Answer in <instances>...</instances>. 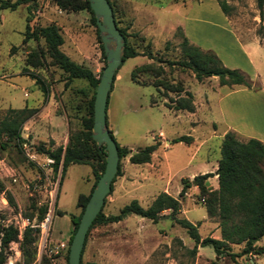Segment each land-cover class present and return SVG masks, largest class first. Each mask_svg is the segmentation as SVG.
Here are the masks:
<instances>
[{"label": "rangeland", "instance_id": "1", "mask_svg": "<svg viewBox=\"0 0 264 264\" xmlns=\"http://www.w3.org/2000/svg\"><path fill=\"white\" fill-rule=\"evenodd\" d=\"M111 1L117 24L125 26L127 42L136 50L149 47L155 57L175 58L179 34L183 32L191 43L215 53L225 66L239 69L253 86L264 83V0L260 6L257 0H225L230 6L227 14L216 0ZM34 2L28 24L55 23L62 36L59 48L98 75L105 58L89 10L61 9L53 0ZM26 13V2L15 8H0V117L7 107L36 108L22 123L25 141L20 148L14 145L0 148V224H26L23 212L34 209L32 203L44 205L42 219L37 221L33 216L29 220L38 227L30 264H38L42 255L52 264H65V250L73 228L71 216L81 210L76 197L80 192L89 193L94 175L87 163L68 164L62 174L60 168L53 172L50 159L37 151L35 145L64 144L68 130L80 127L84 100L93 89L84 78H72L64 84L65 72L51 61L41 37L22 41ZM35 47L44 51L43 63L36 67L28 65V69L45 83V96L33 77L22 69L26 53ZM151 61L161 66L158 75L150 68L135 69L131 78V69ZM156 78L180 83L189 90L194 110L167 107L164 104L167 98L158 92L161 88L157 90L152 84ZM168 94L176 97L174 91ZM224 119L236 124L234 131L240 139L248 135L263 140L262 90L231 89L227 84H219L214 74L198 81L188 68L143 54L125 57L116 68L108 90L106 126L114 140L129 151L152 142L158 144L148 162L132 163L127 158L129 151L119 158L120 174L114 177L112 189L104 196L101 211L115 213L133 197L141 205H147L160 190L177 195L182 178L190 179L217 160L220 138L225 131ZM180 134H189L191 140L171 141ZM23 156L34 164L19 159ZM206 180L208 188L216 182L213 178ZM8 192L15 206L7 202ZM54 206L63 212H54ZM180 210L177 216L193 223L198 221L196 228L200 236L219 234L217 217L207 218L196 186L187 187L180 199ZM168 212L169 209H162L155 221L128 212L121 218L123 223H94L87 232L82 259L99 264H206L211 259L221 264H264L263 254H236L242 242L230 244L233 256L228 253L219 256L210 244H198L191 257L186 248L192 246V238ZM20 237L17 235L9 241L7 255L15 256ZM253 242L263 244L264 234Z\"/></svg>", "mask_w": 264, "mask_h": 264}, {"label": "trees", "instance_id": "2", "mask_svg": "<svg viewBox=\"0 0 264 264\" xmlns=\"http://www.w3.org/2000/svg\"><path fill=\"white\" fill-rule=\"evenodd\" d=\"M223 13L227 14L230 8L225 0H216ZM26 2L25 24L23 29L22 41L28 38L41 37L44 43L45 52L49 55L51 61L56 64L63 72H65L64 84L72 78H84L89 85L92 86V93L84 100V114H81V125L75 130H68L66 142L64 144H56L54 146H45L43 143L35 145L37 151L44 152L50 158L49 166L53 172L60 168L62 174L66 166L71 163H87L90 165L94 175L93 184L103 169L105 149L103 144L97 145L90 135L92 122V99L94 88L98 75H96L89 67L71 59L64 53L59 45L62 42V36L55 23L49 22L45 24L29 25L31 7L35 5L34 0H0V8L8 7L15 8L19 3ZM53 3L61 9H79L85 7L91 13V20L97 29L94 15L88 0H53ZM111 6L114 22L123 36V48L121 61L128 56L143 54L146 57L157 59L158 61L165 60L168 64H176L181 68H188L195 79L198 81L205 76L216 75L219 84H243L249 88H258L253 86L249 79L235 67L225 66L218 56L208 49H202L198 45L191 43L183 32H180L178 41L179 51L175 58L162 59L159 56L155 57L149 47L142 50H136L127 42V32L125 26L117 24L115 9L111 0H108ZM260 6L261 0H257ZM99 45L101 54L104 56L102 44L99 35ZM165 41L164 47H167ZM149 41L146 45L149 46ZM44 51L40 47L30 49L25 56V65L22 69L33 77L35 83L43 92L47 94V87L43 80L34 72L28 69V65L36 67L43 63ZM151 69L156 76L161 72V66L146 62L135 66L130 71L131 78L135 69ZM115 74V72H114ZM114 74L112 80L114 78ZM133 79V78H132ZM158 90L159 95L167 98L164 104L173 109H184L187 111L194 110L192 93L184 89L180 83L171 81H163L161 78H156L153 83ZM176 92V97H171L168 92ZM182 91V94L179 93ZM151 102H154L152 100ZM172 102V104H170ZM35 107L22 105L20 107H7L5 112L0 117V148L4 149L10 145L16 146L18 149L21 143L25 141L21 134V126L26 118L34 111ZM113 136V135H112ZM189 142L191 136L189 134H180L171 139V141ZM50 143H53L50 140ZM118 162L115 173L111 179L109 191L112 189V181L114 177L120 174L119 158L128 153L125 146L119 145L116 141ZM158 142L143 145L141 148L129 151L127 158L134 163L150 160L151 151L156 147ZM26 162L33 165L34 162L30 158L22 157ZM217 177L216 188H208L204 182L206 177L211 172H202L192 175L190 179L182 178L181 187L177 195L160 190L158 191L147 205H141L136 198H130L122 204L115 213L105 214L101 211V207L91 220L86 231L85 238L89 228L94 223H105L121 219L126 213L133 212L138 215L155 221L160 211L164 208L169 209V217L184 228L186 234L193 240L191 247L186 248L187 253L192 257L196 251V246L210 244L217 255L228 253L234 255L230 251L231 243H240L242 246L236 254L252 253L263 254L264 243L255 244L252 239H259L264 234V143L253 136H247L240 139L237 133L232 129H227L223 132L219 142V156L215 168ZM195 184L198 194L203 198V205L208 216H216L219 228V237L201 236L197 232L198 221L193 223L184 216H177L180 210V198L185 194L187 187ZM93 186V185H92ZM92 188V187H91ZM91 190V189H90ZM90 192V191H89ZM88 194L82 192L77 194L76 204L81 206L80 212L76 216H71L73 228L68 237L70 241L71 235L76 227L83 205L88 197ZM5 198L11 206H15V202L11 193H6ZM55 205V204H54ZM31 211H24V216L30 220L33 216L37 221L41 220L46 208L44 205H35L32 203ZM54 212L60 214L63 211L54 206ZM37 226L30 223L26 224L21 231L19 239V248L23 264H30L34 257V244L36 239ZM18 234L17 227L11 223L0 224V264L3 263L7 255V246L10 240H15ZM83 246L80 251V264H99L92 260H83L81 257ZM67 250H65V264H67ZM38 264H52L47 256L42 255ZM206 264H221L215 259L209 260ZM234 264H239L234 262Z\"/></svg>", "mask_w": 264, "mask_h": 264}, {"label": "water", "instance_id": "3", "mask_svg": "<svg viewBox=\"0 0 264 264\" xmlns=\"http://www.w3.org/2000/svg\"><path fill=\"white\" fill-rule=\"evenodd\" d=\"M88 4L94 15L105 58L94 88L90 135L97 145L103 144L105 154L103 169L88 194L71 235L67 250V264H80V251L86 231L109 191L118 162L116 143L105 122V106L113 74L121 62L123 36L114 22L108 0H88Z\"/></svg>", "mask_w": 264, "mask_h": 264}, {"label": "crops", "instance_id": "4", "mask_svg": "<svg viewBox=\"0 0 264 264\" xmlns=\"http://www.w3.org/2000/svg\"><path fill=\"white\" fill-rule=\"evenodd\" d=\"M259 86H258V88L260 89V90H262V92L264 93V83L263 82H259ZM230 87H231V89H235V88H246V89H249V87H247V86H245V85H243V84H231V85H229ZM224 114V113H223ZM224 121H225V129H223V131L224 130H227V129H232V130H234V128H235V123H232V122H230V121H227V119H224ZM222 131V132H223ZM223 134V133H222ZM222 136V135H221ZM248 136V135H247ZM246 136V137H247ZM259 139H261L260 137H259ZM261 141L264 143V139L262 140L261 139ZM144 162H148V161H144ZM144 162H139V163H144ZM132 163H134V162H132ZM216 165H217V160L213 163V164H210L209 165V167L208 168H206V167H203L204 169L203 170H201V171H199V173H202V172H211V174L210 175H208L207 177H206V179L207 178H213L216 182H214V184L211 186V187H209V188H216V186H217V177H216V172H215V168H216ZM204 180V182L206 183V181L207 180ZM195 184H191V188H193L194 189V187L196 186H194ZM163 189H165V188H163ZM166 190V189H165ZM168 192V191H167ZM186 192V191H185ZM182 198V197H181ZM180 198V199H181ZM179 212H181V210H179ZM209 217H211V216H209ZM207 218H208V215H207ZM114 222H117V223H123V220H121V219H119V220H116V221H114ZM218 231H219V228H218ZM201 237V236H200ZM214 237H219V234H214ZM252 259V258H251ZM251 259H250V261H251Z\"/></svg>", "mask_w": 264, "mask_h": 264}, {"label": "built area", "instance_id": "5", "mask_svg": "<svg viewBox=\"0 0 264 264\" xmlns=\"http://www.w3.org/2000/svg\"><path fill=\"white\" fill-rule=\"evenodd\" d=\"M50 159V158H49ZM50 161V160H49ZM48 214L46 215V218H48ZM26 224L29 223V220L26 218ZM26 224H21V225H18L16 226L17 227V230H18V234L17 235H21V231L22 229L24 228V226ZM19 248V247H18ZM14 249V253H15V256H12V255H6L5 257V260H4V263L3 264H23L22 262V258H21V252L19 251L20 249Z\"/></svg>", "mask_w": 264, "mask_h": 264}]
</instances>
